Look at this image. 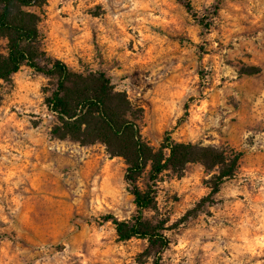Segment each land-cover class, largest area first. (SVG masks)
<instances>
[{"label":"clouds","instance_id":"1","mask_svg":"<svg viewBox=\"0 0 264 264\" xmlns=\"http://www.w3.org/2000/svg\"><path fill=\"white\" fill-rule=\"evenodd\" d=\"M23 10L44 21L45 72L0 76V264H264V0H43ZM57 60L83 80L108 81L131 142L151 150L147 167L142 153L130 162L93 144L87 107L51 103ZM28 62L25 53L19 67ZM251 69L259 72L244 88L241 71ZM141 104L163 116L151 143L135 134ZM174 152L186 160L152 182L159 195L150 206L137 204L135 193L147 198L150 188L130 169L147 177ZM241 153L250 162L229 173ZM192 161L195 175L185 171ZM48 180L72 208L56 230L43 219L53 206ZM164 189L183 205L166 203ZM205 199L198 222L181 223ZM138 223L143 235L132 233Z\"/></svg>","mask_w":264,"mask_h":264},{"label":"trees","instance_id":"2","mask_svg":"<svg viewBox=\"0 0 264 264\" xmlns=\"http://www.w3.org/2000/svg\"><path fill=\"white\" fill-rule=\"evenodd\" d=\"M42 2L43 0H36L34 5L33 0H0V5L6 4L5 7L0 9V38L10 41V43L4 44L0 48V59H2L3 52L11 50L9 60L0 63V76H7L9 73L19 70L21 61L25 59V53H27L29 61L27 66L35 68L37 72H45L44 68L37 66L38 61L45 57V53L39 51L41 42L37 25L40 17L35 12L23 10V7H38ZM26 39L31 41V43L27 48H21L18 42ZM55 63L56 68L59 70V92L54 94V99L51 103H54L57 109L62 108L65 111L73 104L87 107L89 109L88 118L91 134L94 137L92 143H96V140L107 142L110 148L114 150V154L117 152L124 154L130 162L138 153H142L146 157L145 167H147V160L151 159V150L146 143L134 144L131 142L133 135L132 126L126 127L125 122L120 119V114L124 108L108 94L109 88L106 87L108 81L104 80L101 84L94 80H83L74 73L69 72L66 65L61 61L57 60ZM46 74L53 76L52 72H47ZM60 92L64 93L63 98H60ZM96 112H101L103 114L102 117L95 119L94 114ZM133 115L138 121L135 134L140 135L142 108L139 107V111L134 112ZM122 129L125 133L124 136L120 135ZM240 156L233 160L232 168L228 169L229 173L236 170ZM185 160L186 155L179 152H174L173 159L165 165H161L160 159H157L152 173L147 177L144 174L145 169L142 167L137 166L130 169V171H135L138 174L137 180L147 183L150 188V194L147 198L141 197L139 192L135 193L137 197L136 203L145 208L150 206L155 196H157V192L152 188V182L156 181L159 178V174L166 168L169 166L176 167ZM194 162L198 163L197 161H192V163ZM218 190L219 184L216 188V191ZM209 202L208 199H205L197 206ZM145 227V225H139L138 223V227L132 229V233L143 235L144 233L140 229ZM122 231L123 229L121 228ZM122 239H124L123 236Z\"/></svg>","mask_w":264,"mask_h":264},{"label":"rangeland","instance_id":"3","mask_svg":"<svg viewBox=\"0 0 264 264\" xmlns=\"http://www.w3.org/2000/svg\"><path fill=\"white\" fill-rule=\"evenodd\" d=\"M41 6V5H40ZM38 6V7H40ZM33 8V7H32ZM44 23L43 20H39L38 25ZM211 27V25H207L206 28ZM38 33H39V39H40V48L43 47L42 44V40L44 39V37L41 35L39 29H38ZM4 39L0 38V48L2 46H4ZM52 43V42H50ZM182 44L183 41H179V43L177 42V40L175 39H171L170 38V42H169V46L170 47H175L178 48L179 50H182ZM201 51H204L203 49H201ZM209 55H214V53H206ZM248 59H252L251 56L247 57ZM30 68L29 66H26L24 69L19 68V70H17L16 72H21L23 74H27V69ZM259 72V69H251V70H242L241 71V84L242 87L244 88H248L252 85L253 83V79L256 76V74ZM47 90V89H45ZM213 102L215 101V97H212ZM4 100L2 97H0V104H3ZM139 107L142 108V118L140 121V133H146V141L148 143L153 142L158 135L159 132V128L160 126L163 124L164 120H163V116L161 113L157 112L156 106L152 105L151 106V113H149V105L147 104H141L139 105ZM149 116H151V119H149ZM235 126V125H234ZM238 127V126H236ZM185 131V129L183 127L178 128L177 132L178 133H183ZM233 142H235V140H233ZM95 144V143H93ZM261 161H264V155H262L260 157ZM249 158L246 157L243 153H241V156L239 158L238 161V165L236 170H238L239 168L245 167L247 166V164L249 163ZM193 167L192 168H188L185 171L189 174H197V168H196V164L197 163H192ZM81 167L87 171L91 168L94 167V163L90 162L87 165H81ZM184 172L182 171V173L180 174L179 179H184ZM231 178V177H230ZM165 179L171 181V180H175L177 179V177L175 175L166 177ZM69 180H71V176H69ZM47 184L49 185V189H50V196L49 199L53 201V206L51 207L50 211L46 214V216L43 218L45 223L52 229V230H56L58 228V226L64 222L67 221L68 217L72 214V208L70 203L64 198V187L60 184H57L51 180L47 181ZM220 190V187H219ZM218 190V191H219ZM164 192V195L166 197V203H174L176 205L177 208H179L180 206L183 205V201L179 198V197H175L173 199V197L169 196L168 194V190L164 189L162 190ZM157 195H159V193H157ZM207 204V203H204ZM204 204L197 206L194 210H189L186 215L182 218L181 223H186L187 225L190 226H194L196 222H198V218H199V213L201 211H204ZM79 211V209L77 210ZM209 216L211 215V213H207Z\"/></svg>","mask_w":264,"mask_h":264}]
</instances>
